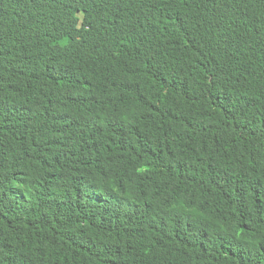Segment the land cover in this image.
<instances>
[{"label":"trees","instance_id":"obj_1","mask_svg":"<svg viewBox=\"0 0 264 264\" xmlns=\"http://www.w3.org/2000/svg\"><path fill=\"white\" fill-rule=\"evenodd\" d=\"M0 264H264V0H0Z\"/></svg>","mask_w":264,"mask_h":264},{"label":"rangeland","instance_id":"obj_2","mask_svg":"<svg viewBox=\"0 0 264 264\" xmlns=\"http://www.w3.org/2000/svg\"><path fill=\"white\" fill-rule=\"evenodd\" d=\"M80 15H82L81 12H79V13L77 14V16H79V17L76 19V24H78L79 21H80ZM48 52H49L51 55H52V54H55V53L57 52V48H50V49H48Z\"/></svg>","mask_w":264,"mask_h":264}]
</instances>
